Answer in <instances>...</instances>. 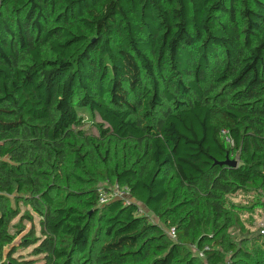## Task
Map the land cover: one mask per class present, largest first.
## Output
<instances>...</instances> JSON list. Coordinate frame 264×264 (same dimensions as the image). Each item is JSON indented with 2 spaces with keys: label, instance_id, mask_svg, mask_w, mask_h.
<instances>
[{
  "label": "trees",
  "instance_id": "16d2710c",
  "mask_svg": "<svg viewBox=\"0 0 264 264\" xmlns=\"http://www.w3.org/2000/svg\"><path fill=\"white\" fill-rule=\"evenodd\" d=\"M258 190L264 0H0V264H264Z\"/></svg>",
  "mask_w": 264,
  "mask_h": 264
},
{
  "label": "rangeland",
  "instance_id": "374dc122",
  "mask_svg": "<svg viewBox=\"0 0 264 264\" xmlns=\"http://www.w3.org/2000/svg\"><path fill=\"white\" fill-rule=\"evenodd\" d=\"M84 115H85L86 121L84 125L82 126V129L85 130L87 133L97 135L98 130L96 126L92 123V120L90 119L89 114L85 113ZM233 159H236L239 162V158L237 156H234ZM109 186H112L113 188L115 186V183H110L109 181H101L98 184L99 188L109 187ZM128 195L126 198L130 200L133 199L131 195L129 196ZM228 200L229 201L227 203V206L230 207V209L235 210L240 219L238 221L239 224L234 226L228 232L235 239V241L240 242L242 239L246 237L247 238L253 237V235L257 236L259 234L264 237V193L261 190L252 191L249 193L238 194L236 196H229ZM234 204L236 207H234ZM141 205L145 209L147 215L151 216V219H153L157 223L160 222L158 217H156L155 215H152L149 209H147L143 204ZM21 206H22V212L27 209L25 204H22ZM28 208L32 211L31 207H28ZM33 214L35 217L34 225H35L37 234H40V217L34 212ZM14 221L16 223L18 221V218H16ZM26 224H27L26 230L32 227L31 222H26ZM168 233H170V236L172 238L176 239V235L171 233V229L168 230ZM22 235H20L15 240L14 244L9 246L7 250L8 249L10 250L13 245H18L20 243V238ZM32 248L33 247L31 246L27 249H19L18 252H16L14 256L15 257H21V256L29 257V253L32 250ZM201 256H202V253H201Z\"/></svg>",
  "mask_w": 264,
  "mask_h": 264
},
{
  "label": "built area",
  "instance_id": "2783aa9c",
  "mask_svg": "<svg viewBox=\"0 0 264 264\" xmlns=\"http://www.w3.org/2000/svg\"><path fill=\"white\" fill-rule=\"evenodd\" d=\"M128 194L131 195L130 189L127 186H121L118 183H115V186L113 188H112V186L99 188L100 204L101 205L105 204V203H107L111 200H114V199H121L124 201V203L126 205L130 204L133 201V199L130 200V199L126 198ZM104 201H106V202H104ZM138 205H139L138 210H137L138 214L139 215H147V213H146L145 209L142 207V205L141 204H138ZM171 233L175 234L174 228H171Z\"/></svg>",
  "mask_w": 264,
  "mask_h": 264
},
{
  "label": "water",
  "instance_id": "95a60500",
  "mask_svg": "<svg viewBox=\"0 0 264 264\" xmlns=\"http://www.w3.org/2000/svg\"><path fill=\"white\" fill-rule=\"evenodd\" d=\"M224 163L230 165V166H237L238 161L236 159H230L228 158Z\"/></svg>",
  "mask_w": 264,
  "mask_h": 264
}]
</instances>
